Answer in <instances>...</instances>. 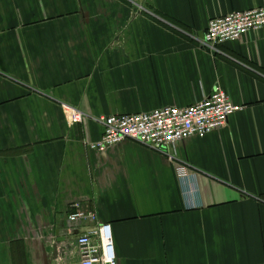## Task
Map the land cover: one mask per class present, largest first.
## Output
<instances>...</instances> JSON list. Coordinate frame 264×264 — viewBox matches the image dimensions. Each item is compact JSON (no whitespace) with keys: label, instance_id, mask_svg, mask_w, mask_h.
I'll use <instances>...</instances> for the list:
<instances>
[{"label":"crops","instance_id":"crops-1","mask_svg":"<svg viewBox=\"0 0 264 264\" xmlns=\"http://www.w3.org/2000/svg\"><path fill=\"white\" fill-rule=\"evenodd\" d=\"M262 5L0 0V264H80L78 236L102 223L118 264H264V29L217 53L200 44L212 18ZM217 88L243 108L170 147L186 178L140 143L87 144L103 135L90 116L188 107ZM62 103L89 116L72 125ZM78 210L98 220L71 223Z\"/></svg>","mask_w":264,"mask_h":264},{"label":"built area","instance_id":"built-area-1","mask_svg":"<svg viewBox=\"0 0 264 264\" xmlns=\"http://www.w3.org/2000/svg\"><path fill=\"white\" fill-rule=\"evenodd\" d=\"M264 29V5L231 12L214 17L209 21L201 46L213 53L228 41L240 39L246 33ZM70 123L78 124L89 115L77 106L62 103ZM243 106L235 104L228 93L217 88L203 101L188 107L167 106L150 112L133 114H114L91 117L103 127L99 140L87 143L97 151L120 144L123 141H134L166 156L176 167L179 178L188 176L189 167L170 147L185 138L205 136L214 130L226 126L229 118ZM90 218L98 220L95 213L78 210L69 216L71 223ZM111 225L102 223L78 236L77 243L81 255L80 264H118ZM94 237L99 242L93 241Z\"/></svg>","mask_w":264,"mask_h":264},{"label":"water","instance_id":"water-1","mask_svg":"<svg viewBox=\"0 0 264 264\" xmlns=\"http://www.w3.org/2000/svg\"><path fill=\"white\" fill-rule=\"evenodd\" d=\"M68 242V240H67V238L66 237H60L58 240H57V243H62L66 248H67V250L69 251V249H70V246H69V244L67 243ZM59 247H58V245H56L55 246V254H58V251H57V249H58Z\"/></svg>","mask_w":264,"mask_h":264}]
</instances>
